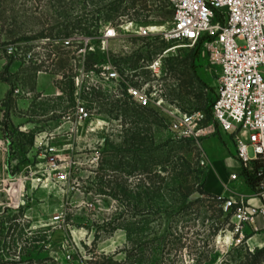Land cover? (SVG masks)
I'll return each instance as SVG.
<instances>
[{"label": "rangeland", "instance_id": "rangeland-1", "mask_svg": "<svg viewBox=\"0 0 264 264\" xmlns=\"http://www.w3.org/2000/svg\"><path fill=\"white\" fill-rule=\"evenodd\" d=\"M173 18L168 0H0L1 258L35 240L36 251L72 256L71 264H249L260 248L249 243L254 228L235 232L217 195L203 192L206 147L218 155L212 139L235 146L233 136L216 128L200 144L179 140L166 115L127 95L126 82L163 97L167 109L203 110L202 124L211 123L220 66L200 47L166 39ZM127 22L162 29L112 39L101 52L104 26ZM70 35L68 47L56 39ZM81 35L93 37L95 52H79ZM159 55L156 76L149 66ZM104 65L126 82L104 80ZM78 104L91 113L81 122ZM49 146L67 182L36 173ZM245 180L235 187L249 193ZM14 240L22 245L11 248Z\"/></svg>", "mask_w": 264, "mask_h": 264}, {"label": "built area", "instance_id": "built-area-1", "mask_svg": "<svg viewBox=\"0 0 264 264\" xmlns=\"http://www.w3.org/2000/svg\"><path fill=\"white\" fill-rule=\"evenodd\" d=\"M168 2L174 11V18L172 27L165 34L166 39L191 47L198 46L209 55L212 62L220 66L218 94L208 112L211 123L202 124L207 118V113L203 110L192 113L181 112L177 108L167 109L163 97L156 96L142 87L130 85L115 65L102 67L103 79L117 86L126 82L128 97L138 106L151 108L166 115L174 137L179 140H190L200 144L201 140L212 134L216 128L233 136L241 170H249L256 162L261 164L257 172L261 179L254 190V195L262 201V205L250 204L244 194H232L223 203V208L233 213L235 232H242L245 225L252 226L255 231L263 230L264 0H168ZM133 28L134 22L115 26L108 23L99 36L98 48L104 52L112 39L131 34L144 37L158 30L156 26ZM56 39L63 47H68L76 37L70 35L68 38ZM77 39L83 45L79 49L80 53L88 49L96 51L92 45V36L81 35ZM51 40L48 37L41 42L47 45ZM36 47L30 50V59L36 60L34 50L40 49V46ZM163 57L159 55L149 66L156 76L160 75ZM37 60L42 61L40 58ZM93 81L103 82L94 79ZM90 114L84 104H78L73 119L81 122ZM250 147L254 151V156L249 155ZM44 161L45 164L38 166L37 174L54 175L55 181L59 183L69 180V170L60 163L56 146L45 149ZM200 165L202 168L209 166V161L204 155ZM240 174L232 173L231 179H238ZM258 218L261 219L260 223L257 221Z\"/></svg>", "mask_w": 264, "mask_h": 264}, {"label": "crops", "instance_id": "crops-1", "mask_svg": "<svg viewBox=\"0 0 264 264\" xmlns=\"http://www.w3.org/2000/svg\"><path fill=\"white\" fill-rule=\"evenodd\" d=\"M212 140H216L217 143L222 147L223 151L220 152L218 155H213V153L210 154V150L206 147V157L209 161L208 166V172H207V178L208 175L211 176V182L208 183V179L205 183V186L207 185V190L211 193L217 195V196H230L232 194H244L247 198V201L250 204L253 205H262V201L254 195V190L251 188L247 180H245L246 184H248V188L251 189V192H245V191H238L235 187L239 186V177L241 176V165L240 162L236 156V149L233 145H223L221 143L220 139L213 138ZM214 142V141H213ZM215 166L217 168H215ZM232 173H239V177L236 180L231 179ZM246 179V178H245ZM242 187V185H240ZM260 219V218H259ZM261 220V219H260ZM244 230H248L249 233H252V228L248 225H246ZM260 231V232H259ZM262 229L255 231L257 234H254L250 238V245H253L254 247H264V233L261 232ZM260 235V236H257Z\"/></svg>", "mask_w": 264, "mask_h": 264}, {"label": "trees", "instance_id": "trees-1", "mask_svg": "<svg viewBox=\"0 0 264 264\" xmlns=\"http://www.w3.org/2000/svg\"><path fill=\"white\" fill-rule=\"evenodd\" d=\"M144 108H147V107H144ZM147 109H151V108H147ZM151 110H154V109H151ZM260 166H261L260 162H256L252 165V167L249 170H245L241 172L246 177L247 182L249 183V185L251 186L253 190H256L257 186L260 183L261 178L257 176V172ZM146 171H148V168H145V172ZM203 192L210 194V192H208V190L206 189L203 190ZM213 197H216L220 201L223 207V203L225 202L227 197L226 196H213ZM229 215L232 218L233 213L229 212ZM34 241L35 240H32L24 244L25 247L30 248V249L26 251H25L26 248L22 249L23 252H20V254H17V250H15L14 253H10V254H13V258L11 259H7L6 257H3V258L0 257V264H71L72 256H69V260H61L60 258L56 256L42 255L39 251H36L38 248L37 246L32 247V245L35 244ZM11 243H12L11 248H18L20 247V245H22L19 243V241H16V240H14ZM251 252H253L254 254L250 253L248 263L249 264H263L264 247L257 248L254 251L251 250ZM109 260L112 261V258H109ZM101 264H105V262Z\"/></svg>", "mask_w": 264, "mask_h": 264}, {"label": "bare ground", "instance_id": "bare-ground-1", "mask_svg": "<svg viewBox=\"0 0 264 264\" xmlns=\"http://www.w3.org/2000/svg\"><path fill=\"white\" fill-rule=\"evenodd\" d=\"M157 29L161 30L162 28L157 27Z\"/></svg>", "mask_w": 264, "mask_h": 264}]
</instances>
